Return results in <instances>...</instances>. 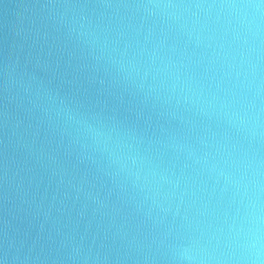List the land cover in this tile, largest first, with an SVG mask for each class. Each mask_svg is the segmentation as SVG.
Returning a JSON list of instances; mask_svg holds the SVG:
<instances>
[{"label":"water","instance_id":"obj_1","mask_svg":"<svg viewBox=\"0 0 264 264\" xmlns=\"http://www.w3.org/2000/svg\"><path fill=\"white\" fill-rule=\"evenodd\" d=\"M155 2L0 0V264H180L236 215L213 165L264 185V52L237 87Z\"/></svg>","mask_w":264,"mask_h":264},{"label":"clouds","instance_id":"obj_2","mask_svg":"<svg viewBox=\"0 0 264 264\" xmlns=\"http://www.w3.org/2000/svg\"><path fill=\"white\" fill-rule=\"evenodd\" d=\"M150 7L159 10L152 15L180 24L199 42L207 34L209 47L215 44L216 61L222 62L224 76L235 79L237 87L249 86L250 77L256 75L253 57L258 60L264 52V0H200L192 4L160 0ZM89 131L96 142L104 136ZM208 171L223 192H232V202L238 205L236 215L231 217L232 223L211 231L209 244L214 242L213 247L193 240L191 246L177 247L176 258L180 264H264V185L256 178L259 173L249 176L239 165L233 170L213 165ZM221 245L226 252H221Z\"/></svg>","mask_w":264,"mask_h":264}]
</instances>
